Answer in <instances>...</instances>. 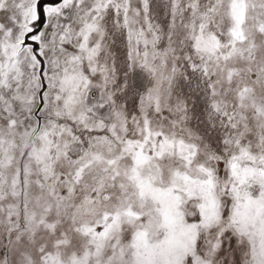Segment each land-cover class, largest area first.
<instances>
[{"label":"snow or ice","instance_id":"snow-or-ice-1","mask_svg":"<svg viewBox=\"0 0 264 264\" xmlns=\"http://www.w3.org/2000/svg\"><path fill=\"white\" fill-rule=\"evenodd\" d=\"M0 264H264V0H0Z\"/></svg>","mask_w":264,"mask_h":264}]
</instances>
